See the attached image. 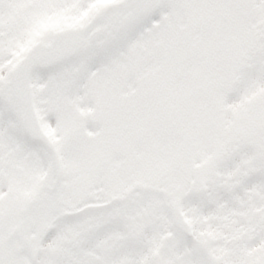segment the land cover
<instances>
[{"label": "snow or ice", "instance_id": "6c2138e0", "mask_svg": "<svg viewBox=\"0 0 264 264\" xmlns=\"http://www.w3.org/2000/svg\"><path fill=\"white\" fill-rule=\"evenodd\" d=\"M0 264H264V0H0Z\"/></svg>", "mask_w": 264, "mask_h": 264}]
</instances>
